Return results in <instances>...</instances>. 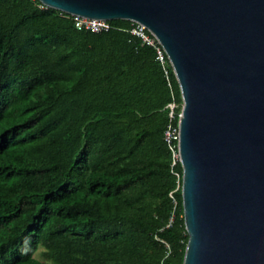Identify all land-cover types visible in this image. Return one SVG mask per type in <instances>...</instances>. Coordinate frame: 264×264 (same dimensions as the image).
<instances>
[{"label":"trees","instance_id":"16d2710c","mask_svg":"<svg viewBox=\"0 0 264 264\" xmlns=\"http://www.w3.org/2000/svg\"><path fill=\"white\" fill-rule=\"evenodd\" d=\"M112 23L80 30L39 0H0V264H47L41 247L55 264L184 262L183 169L165 140L179 83L136 23Z\"/></svg>","mask_w":264,"mask_h":264},{"label":"water","instance_id":"95a60500","mask_svg":"<svg viewBox=\"0 0 264 264\" xmlns=\"http://www.w3.org/2000/svg\"><path fill=\"white\" fill-rule=\"evenodd\" d=\"M39 1L155 36L183 101V264H264V0Z\"/></svg>","mask_w":264,"mask_h":264},{"label":"built area","instance_id":"2783aa9c","mask_svg":"<svg viewBox=\"0 0 264 264\" xmlns=\"http://www.w3.org/2000/svg\"><path fill=\"white\" fill-rule=\"evenodd\" d=\"M74 20H75L76 27L80 30H88V31L100 33V32H108L115 28V26L112 23L113 20L92 19V18L76 17V16H74ZM147 31L148 29L144 25L136 23L134 29L132 30V33L141 37L143 39V43L149 44L157 49V52L159 54V59L161 63L163 64L164 69L167 73L166 62L164 58L165 51L163 50L162 46L160 45L158 40L155 38V36L152 33L150 35ZM174 108H175V104L172 103L170 105L171 122L169 123L165 131V140L172 152L173 165H175L178 160L180 161V154H179V149H178V143H179V137H180L179 122H178V127H174L172 124V120L174 119V116H175ZM172 220H173V217L170 219V222ZM167 247L168 249L170 248L168 244H167Z\"/></svg>","mask_w":264,"mask_h":264},{"label":"rangeland","instance_id":"374dc122","mask_svg":"<svg viewBox=\"0 0 264 264\" xmlns=\"http://www.w3.org/2000/svg\"><path fill=\"white\" fill-rule=\"evenodd\" d=\"M181 113V112H180ZM38 259L46 262L47 264H55L52 260L46 257L45 249L41 247L35 255Z\"/></svg>","mask_w":264,"mask_h":264}]
</instances>
